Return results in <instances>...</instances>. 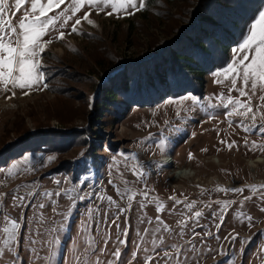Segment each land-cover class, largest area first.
Returning <instances> with one entry per match:
<instances>
[{
    "label": "rangeland",
    "instance_id": "rangeland-1",
    "mask_svg": "<svg viewBox=\"0 0 264 264\" xmlns=\"http://www.w3.org/2000/svg\"><path fill=\"white\" fill-rule=\"evenodd\" d=\"M218 1L224 4L226 0ZM214 2L145 0V8L128 9L131 15H108L110 7L100 12L85 6L75 18H82L87 11L92 25L81 19L76 34L71 33L69 22V27L62 29V40L55 39L56 32L43 38L52 39L42 53L48 87L28 95L21 89L0 91V248L5 247L2 229L6 221L16 219L21 223L12 245L15 251L5 250L0 264H95L97 259L106 264L116 250L117 238L127 241L121 246L119 264H176L175 259L164 257L166 252L175 256L177 249L183 250L181 264H264V190H249L253 184L264 185V150H250L252 142L264 144V134L244 132L238 123L241 117H232L230 126L225 109L208 107L218 103L216 98L221 93L225 97L229 94L230 84L217 83L214 73L231 62L232 49L242 42L258 13L264 11V2L247 0L238 8L237 1L232 0L228 9L220 6L229 17L237 18L236 25L230 18L223 20L218 12L215 15L234 38H226L231 42L228 48L208 41L206 45L212 48L208 56L214 64L202 76L194 77L184 69L187 76L180 77L177 68V78L171 82L168 75L175 72L150 61L162 46H168L164 59L172 60L171 43L185 45L183 30L194 25L191 21L204 10L212 14L207 8H215ZM70 3L65 0L55 11ZM14 15L22 16L23 10ZM122 74H128L131 84L127 89L121 87ZM146 74L152 77L149 85L143 81ZM191 86L196 89L191 91ZM108 91L117 92L116 96L107 97ZM135 92L140 102L130 100ZM231 95L239 94L233 91ZM261 95L264 93L258 90L251 101L253 111L259 108L258 126L264 122ZM185 96L199 98L200 105L193 107L190 100L183 99ZM241 99L247 101V97ZM161 138L166 141L163 152L157 147ZM233 141L235 146L229 150L227 144ZM132 153L147 170L143 180L124 167L121 154ZM25 155H31V164L21 163V168L33 170L9 177L7 169ZM49 156L54 159L49 161ZM165 156L175 161L164 165L161 161ZM258 157L263 162L253 169L250 164ZM180 168L191 170V178L177 180ZM128 188L136 193L131 207L127 197H121ZM217 188L244 191L219 192ZM73 189L70 201L64 191ZM145 190L147 200L142 195ZM57 191L62 194L56 196ZM30 192L34 196H29ZM45 192L53 195L45 196ZM14 195L25 196L26 206H14ZM141 203L145 207L141 208ZM158 203L164 205L160 211ZM190 203L191 209L187 207ZM225 204L227 208L222 211ZM89 210L93 212L91 217ZM196 211L202 213L199 218L194 216ZM247 216L252 217L251 222L244 218ZM157 217L168 232L162 227L159 233H152ZM51 228L58 231L53 234L57 242L50 248ZM145 229L149 230L147 234ZM122 230L127 231L126 237ZM140 236H145L148 243H142ZM153 238L159 246L155 252L145 253L144 247L152 249ZM137 243H141L140 248ZM92 248L96 249L94 255ZM146 255L153 260L146 261Z\"/></svg>",
    "mask_w": 264,
    "mask_h": 264
},
{
    "label": "snow or ice",
    "instance_id": "snow-or-ice-1",
    "mask_svg": "<svg viewBox=\"0 0 264 264\" xmlns=\"http://www.w3.org/2000/svg\"><path fill=\"white\" fill-rule=\"evenodd\" d=\"M29 4L30 7H25ZM65 4V0H0V91H9L11 89L27 90L24 95L30 94L32 90H41V88H47L48 85L44 83L46 74L42 70V53L45 52L47 45L52 43V39L44 40L46 35H50L53 32L58 33L55 37L57 40H62L65 36V32L62 29L69 27L71 23V33L79 34L78 27L81 24V19L86 21L89 25L93 24L92 19L89 18V13L84 12L82 18H75L77 13L81 9L88 6L92 9H97L102 12L105 8H111L112 11L108 12V15L113 13L123 12L131 15L132 13L128 9L139 11L145 8V0H71V3L64 7L63 10L55 11L61 8V5ZM23 10V15L15 17V12ZM55 14L50 15L49 13ZM75 18V19H74ZM14 19L18 20V23H14ZM233 58L230 63L227 64L222 70L214 73L217 77V83H224L227 81L230 84L228 89V95L225 97L221 93L216 99L218 103L210 104L208 107L225 109V116L228 124L231 126L233 123L232 117H241L238 122L239 127L246 133H252L254 130L264 134V122L259 126L257 125V116L259 115V108L253 111L251 101L259 90L264 93V11L258 13V17L254 18V22L250 23L247 32L239 45L232 49ZM239 82V87L237 84ZM235 91L239 95L233 97L231 93ZM13 95L15 93L13 92ZM247 97V101L241 98ZM184 100H190L193 107L199 106L201 101L195 96H185ZM260 100L264 101V95L260 96ZM190 109H184L189 111ZM177 117L181 115L180 111L176 113ZM210 118H213L210 116ZM261 120L264 121V116H261ZM250 121V122H249ZM151 139V137H148ZM146 143V141L141 142ZM223 143V141H222ZM245 145L248 146V142L245 141ZM235 146V141L227 144L229 150ZM159 150L163 152L166 147V141L164 138L159 140L157 145ZM257 149L264 150V144L252 142L250 150L256 151ZM206 151V149L202 150ZM83 155V154H81ZM123 156V164L125 168H128L131 173L140 180H143L147 176V170L144 164L140 161L136 153L121 154ZM192 154L189 153V159H192ZM54 157L49 156L48 160L52 161ZM23 165L31 164V155H25L22 161L11 164V167L7 169L9 177L15 175L18 171L30 172L33 167L21 168ZM2 171V170H0ZM60 181H57L59 184ZM250 191L264 190V185H251ZM71 191L65 190L64 194L68 196L71 201ZM216 191L226 192L231 191L234 193L243 192L242 188H217ZM130 193V194H129ZM62 193L57 191L56 196H60ZM29 196H34V193H28ZM45 196H52V193L45 192ZM136 193L132 192L131 188H128L125 193H121V197H127L128 205L131 207L133 198ZM144 199H148V193L145 190L142 194ZM79 199H85L84 196H80ZM110 203H114L111 197H107ZM169 199L175 200V197ZM14 206H26L24 204L25 196L14 195ZM177 204L181 201H176ZM39 207L43 208L44 205L40 204ZM119 208V205H117ZM141 208L145 207L143 203ZM164 207L163 204H157V210L160 211ZM187 207L191 209L193 204H188ZM227 208V204L222 207ZM264 210V209H262ZM56 211V209H53ZM98 211V210H97ZM121 212L127 211V209H120ZM89 216L93 214L92 210H89ZM202 215L200 211L194 213L195 218H199ZM251 222L252 217H244ZM157 227L152 229V233H159L163 227L164 232H168L169 228L160 220V217L156 218ZM7 226L3 227L2 232L6 234V238L3 239V245L5 247L0 248V255H3L5 250L8 252H14L15 249L12 245L17 241L19 231L21 229V223L16 219H8L6 221ZM151 223V221H149ZM219 227V225H217ZM58 231L57 228H51L49 235H53ZM149 232L145 229V234ZM122 235L127 236V231L122 230ZM118 239V244L115 252L112 254V259L108 260L106 264H119V259L122 255L121 246L126 245V239ZM231 239L235 240L236 236H232ZM142 243H148L145 240V236H140ZM56 239L53 235V239L49 242V247H54ZM94 243V241L92 242ZM153 244L152 249L147 247L143 248L145 253L149 251L155 252L157 240L153 238L151 241ZM160 244L163 240H160ZM137 248L141 247V243H137ZM92 254H95L96 249H91ZM106 251V249H105ZM183 250L177 249L175 256H170L165 253V259L171 261L176 260V264H181V256ZM137 253H133L132 259L135 260ZM51 259V258H50ZM79 260V258H77ZM146 261L151 262L152 256H145ZM95 264H103L99 259L95 261Z\"/></svg>",
    "mask_w": 264,
    "mask_h": 264
},
{
    "label": "trees",
    "instance_id": "trees-1",
    "mask_svg": "<svg viewBox=\"0 0 264 264\" xmlns=\"http://www.w3.org/2000/svg\"><path fill=\"white\" fill-rule=\"evenodd\" d=\"M216 1L217 2H214L215 8L214 7H208L207 8L208 10H210L212 12V14L211 13L206 14V11L204 10V12H202L201 15H198V19L191 21L194 23V25H191L190 27H186L185 28L186 30H183L184 32L182 33V35L184 34V38L187 39L185 45L181 46L180 43H175V42L171 43V46L169 45L170 46L169 52H170V55H172L171 56L172 60L171 59L169 60V58L164 59V56H163L166 54L165 52L168 51L167 50L168 46L166 48L164 46H162L163 49L161 50V52L159 54L157 53L158 56H156V54H155V57L152 60H150V61H155L154 63H157V61H158L161 63V64L159 63V65L161 67L164 66L166 68V70H170V72L171 71L175 72L174 75H172V74L168 75V77L171 79V82H174V80H176V78H177V76H176V69L177 68L181 70L180 72L178 71L179 76L182 74L186 75V72L184 69L188 70L190 72V74L194 77H200V76H202L203 73H206V71H209L210 67H212V65L214 64V62H212L211 58H209L210 54L212 53V48L211 49H210V47L208 48V46H209L208 41L209 40H215V42L217 44H219L220 47H223V48H228L229 45L231 44L230 40H232V38H234L233 35H231L232 32L230 33L226 29V27L223 26L224 24H221L222 23L221 20L222 19L225 20L227 18H230L233 21V23L236 24L237 18L234 19L233 16L229 17L230 15H228L226 11L224 12V10L220 6H225V8L228 9L229 7H231L229 5V2H231L232 0L231 1L226 0L224 2V4L219 3L218 0H216ZM233 1H237V5H239L238 6V8H239L241 5L243 6V4H245V2L247 0L246 1L245 0H242V1L241 0H233ZM238 1H241V2H238ZM251 1H253V0H251ZM256 2H261V4H263L264 1L256 0ZM261 4L258 5L257 8L259 6H261ZM218 5L221 8L223 13L220 12V10L218 9L219 8ZM216 7H218V8H216ZM212 8H214V9H212ZM216 9H218V10H216ZM217 12L219 15L222 14L221 20L217 19V18L215 19V15L217 14ZM232 14L234 15V14H236V12L233 11ZM208 34H211V37H209L210 35H208ZM204 35L206 37H204ZM207 37H209V38H207ZM226 38H228L230 40H228ZM178 41H180V40H178ZM195 56H198L199 57L198 59H200V60H197L195 58ZM161 57H162V59H159ZM126 73H128V72H126ZM146 76H147V78H145V80L143 79V81H145L146 84H148L149 82L151 83L152 77H150L149 74H146ZM124 77H126L125 80L123 79ZM120 79L123 80V82L121 83V87L127 89L128 84H131V83H129L128 74L126 76H124V74H122V76H120ZM161 79H162V77H161ZM162 81H163V79H162ZM184 83L187 84L186 79L184 80ZM184 86L186 87L187 85H184ZM195 89H196L195 86L190 87L191 91H194ZM175 91H178V90H175ZM116 93H113L112 91H108L105 94L107 97H113L114 98L116 96L115 95ZM133 94L134 95L130 100L140 102L139 101V94L137 92H135ZM131 95H132V93H131Z\"/></svg>",
    "mask_w": 264,
    "mask_h": 264
},
{
    "label": "bare ground",
    "instance_id": "bare-ground-1",
    "mask_svg": "<svg viewBox=\"0 0 264 264\" xmlns=\"http://www.w3.org/2000/svg\"><path fill=\"white\" fill-rule=\"evenodd\" d=\"M174 158H171L170 156H165L163 158V160L161 161L164 165H169V164H172ZM263 162V159L261 157H258L257 159H255L253 161V163L250 164V166L254 169L255 167H257L259 165V163ZM182 170H188V168H180V171ZM188 172L190 173L189 175H187L186 177H177L176 176V179L177 180H184V179H190L191 176H192V172L191 170H188ZM215 178L212 179V181L214 180ZM256 180L258 183H261V180H259L257 177H256Z\"/></svg>",
    "mask_w": 264,
    "mask_h": 264
},
{
    "label": "clouds",
    "instance_id": "clouds-1",
    "mask_svg": "<svg viewBox=\"0 0 264 264\" xmlns=\"http://www.w3.org/2000/svg\"><path fill=\"white\" fill-rule=\"evenodd\" d=\"M190 173L188 172V170H182V171H178L176 173L177 177H186L187 175H189Z\"/></svg>",
    "mask_w": 264,
    "mask_h": 264
}]
</instances>
